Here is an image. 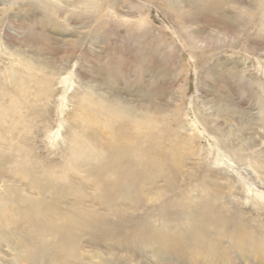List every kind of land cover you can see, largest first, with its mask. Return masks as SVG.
I'll use <instances>...</instances> for the list:
<instances>
[{"label": "rangeland", "instance_id": "rangeland-1", "mask_svg": "<svg viewBox=\"0 0 264 264\" xmlns=\"http://www.w3.org/2000/svg\"><path fill=\"white\" fill-rule=\"evenodd\" d=\"M36 4L53 6L50 22L33 0H0V83L10 87L8 76L24 72L23 61L39 64L55 76L48 100L38 107L54 130L60 122V131L50 136L52 142L41 131L30 142L34 151L46 156L51 149L46 144L61 147L60 133L68 128L63 118L80 107L79 95L110 101L122 112V107L149 112L156 121L175 118L161 129L171 132L175 127L179 137L167 132L161 136L164 141H148V161L156 162L151 175L160 184L173 169L203 178L210 196L195 201L227 203L234 220L264 235V16L257 1L39 0ZM123 116L128 121L129 116ZM192 132L199 155L191 154L185 138ZM5 158L0 157V169H5ZM34 176L43 181L40 173ZM3 183L12 196L13 184H23L2 179L0 192L5 191ZM21 188L20 194L30 190ZM30 193L40 196L37 189ZM74 196L47 186L41 199H57L62 207V200ZM221 243L231 249L229 236ZM88 244L93 249V243ZM106 245L119 257L127 254L123 240H109ZM142 255L147 256L145 248ZM235 259L238 264H258L240 254Z\"/></svg>", "mask_w": 264, "mask_h": 264}, {"label": "bare ground", "instance_id": "bare-ground-1", "mask_svg": "<svg viewBox=\"0 0 264 264\" xmlns=\"http://www.w3.org/2000/svg\"><path fill=\"white\" fill-rule=\"evenodd\" d=\"M37 1L33 0L34 6L50 19L53 6L38 7ZM256 1L263 17L264 0ZM22 65L24 72L12 79L8 76L10 87L0 83V157H6L0 182L23 183L13 184V196L10 187L1 184L6 188L0 192V264H238L235 254L264 264L263 234L258 236L234 220L227 203L195 201L210 196L203 178L173 169L166 183L160 184L151 175L156 162L148 161V141H164L161 136L167 132L179 137L175 127L171 132L161 129L175 118L156 121L149 112L124 107L122 112L110 101L79 95L80 107L63 118L68 125L60 133L63 144L58 148L46 144L51 149L39 156L30 142L41 131L48 141L60 131V122L54 130L38 107L48 100L55 76L39 64L23 61ZM123 114L129 116L128 121ZM185 138L193 149L191 154L199 155L194 145L196 133ZM36 173L42 175V182ZM47 186L75 196L62 200L60 207L57 199H41ZM21 187L37 189L40 196L30 190L20 194ZM137 208L141 211L136 212ZM104 210L110 213L105 215ZM209 231L212 235H207ZM228 236L231 249L221 243ZM115 239L125 242L126 255L119 257L106 250V243ZM89 242L93 249H88ZM9 254L14 258H8Z\"/></svg>", "mask_w": 264, "mask_h": 264}]
</instances>
